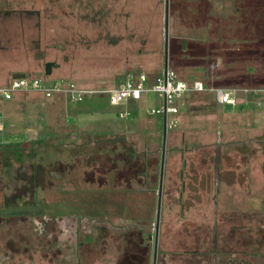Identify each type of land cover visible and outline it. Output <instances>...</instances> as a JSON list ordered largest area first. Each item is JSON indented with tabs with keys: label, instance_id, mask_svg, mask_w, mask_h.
<instances>
[{
	"label": "rangeland",
	"instance_id": "obj_1",
	"mask_svg": "<svg viewBox=\"0 0 264 264\" xmlns=\"http://www.w3.org/2000/svg\"><path fill=\"white\" fill-rule=\"evenodd\" d=\"M165 7V0H76L74 4L64 3L60 9L52 7L53 11L62 12H59L61 17L50 19L53 27L49 32L42 28V34H36L38 36H35L34 42L23 45L16 41L26 32L25 28L19 26L4 31L8 35L7 39L3 34L0 37L1 45L5 43L0 50V86L13 78L11 69L15 65L36 59L31 52L35 45H40L42 52L46 51L47 56H53L58 62L59 66L53 68L55 80L71 81L83 88L115 86L129 72L155 75L162 71L165 64ZM168 12V66L181 79H201L218 86L264 91V0H168ZM47 32L50 40L46 41L44 34ZM96 97L105 98L98 94ZM19 102L22 104L24 122L33 127L28 128V132L39 135L43 131L42 120L46 117L49 126L43 124L48 133H53L57 139L50 143L59 144L55 147L57 149L51 150L43 147L51 140L49 138L43 139V144L42 140L31 143L37 159L43 160V164L51 159L71 161L73 149H64V144L76 138H81L83 142L92 139L99 140V144L101 141L109 143L108 148L101 149L99 171L95 170L94 180L85 179V173L90 169L86 167L88 163L82 166L81 163L75 164L64 170L61 182L52 177L47 179L44 175L45 185H53L45 192L43 188L38 190L34 202L39 204L34 207L20 205L15 210L20 217H27L28 220L31 219L30 215L41 220L43 213H51L49 217L55 220L58 217L67 219V227L73 225L75 216L86 217V222L81 224L80 236L84 239V247L89 251L91 260L85 253L86 259H82V264H117L127 248L137 264H153L154 256L155 264H183L182 254L185 251L206 249L210 241L213 246L216 244L217 249L232 251L242 248L236 245L237 242L228 243L223 239L231 223H237L240 215L247 216L245 207L252 200L246 196L244 189L245 196L241 195L238 200H244L241 206L244 211L240 213L235 210L237 202L227 197L226 193L237 192L246 183V186H253V178L244 167L238 168L237 162L245 157H237L238 153L234 152L232 146L229 148L222 143L216 144V132H226L227 129L230 136H238L234 128H237L236 132L244 131L253 124L260 132L261 128L264 129V104L260 105L261 110L257 114L250 106L217 105L207 93H193L179 100L177 125L167 128L166 134L161 215L154 254L162 117L151 114L150 109L161 106L159 94L152 92L145 96L144 111L135 117H139V125H144L145 129L134 130L130 135L121 133L123 121L128 120L127 115V118L118 119L115 113L101 111L97 115L93 114L100 117L95 127L98 132H88L82 137V131L75 123L78 118L73 115L79 105L63 95L57 101L31 95ZM85 102L82 106L85 110H91ZM129 104L133 106L134 102ZM46 110L51 114L44 115ZM132 110L135 108L132 107ZM107 114L114 118L111 120L113 129L110 132L112 136L104 140L106 137L104 132H99V125H110L111 122L101 117ZM66 135L67 138H64ZM213 135L216 138L209 144L197 141V137L209 139ZM120 136L124 137V144L113 138ZM131 145L137 156L131 157L129 150L132 148H128ZM179 148L189 150L181 157ZM224 153L227 154L225 157L222 156ZM5 155H2L3 162L0 161V186L4 194L11 197L14 194H11V188L6 187L16 174L22 175L16 171L21 160L18 150L12 158L10 152ZM217 157L221 162L217 164L216 174L214 163ZM227 164L236 167L227 168ZM43 167L44 171L49 170L47 164ZM144 173L148 178L145 183L143 179L142 183L141 176ZM131 174L139 175L141 179L129 186L126 178ZM260 200L256 203L254 199L256 207L260 206ZM7 201L11 207L23 201L30 203V193L26 197L17 194ZM68 202L78 203V210L72 211ZM53 209L62 210L46 212ZM57 214L60 216L56 217ZM15 217L8 214L5 220L10 222ZM50 227L51 230L40 234L29 227L28 237L24 232L13 238L3 236L7 230L3 228V234L0 235L1 253L13 261L19 259L22 263L77 264L71 251L72 242L68 239L67 246L63 245L57 240L60 230L57 227L55 230L52 225ZM125 227L128 231L133 229L130 236L134 239L128 240V247L120 236L122 230H126ZM213 228L216 229V236ZM61 250H69L68 254L72 256L62 259ZM11 251L18 252V256H13ZM240 254L238 252L233 256ZM225 256L218 259L223 260Z\"/></svg>",
	"mask_w": 264,
	"mask_h": 264
},
{
	"label": "crops",
	"instance_id": "obj_2",
	"mask_svg": "<svg viewBox=\"0 0 264 264\" xmlns=\"http://www.w3.org/2000/svg\"><path fill=\"white\" fill-rule=\"evenodd\" d=\"M33 2V1H32ZM32 2L30 0H24L23 3H13V9L12 10H7L5 12H0V37L2 36V34L4 35L5 39H7L8 35L7 33H4V31H8L9 28H18L17 26H19L20 28H25L26 32L25 35H23V37H21L20 39H16V41H20L23 45H25L26 43L28 44V42H34V38L35 36H38L36 34L41 35L42 34V28H44L45 30H48L52 26L50 19H56V17L60 18L61 17V13L55 11L56 15L53 18H48L46 16H44L43 14H39L33 10H31L32 8H36L39 10H44L42 7L43 2L41 0H37V2L35 3V6H32ZM60 9V8H59ZM58 9V11H59ZM2 26V27H1ZM48 32L46 34H44L46 41L50 40V34H48ZM43 36V38H44ZM5 43L1 45L0 42V50H2V48L4 47ZM29 46V45H28ZM26 46V47H28ZM32 46V45H31ZM36 46V45H35ZM32 46V49H34V51L31 50L32 55L36 58L34 59V61H30L28 63H22L21 65L18 64V66L15 65V67L11 70V74H24V75H28L31 76L33 75L34 77H39L42 78L44 82L46 83H51L52 81H54L55 78V74H54V69L51 68L47 71H45L44 68V64L49 61L54 59L53 56H44L40 59H37V54L41 52L40 50V45L39 46ZM0 54H2V52L0 51ZM26 58V57H25ZM56 60V59H55ZM26 62V61H25ZM23 68V69H21ZM10 74V75H11ZM13 75V76H14ZM12 78V77H11ZM9 83V81L7 82V84ZM33 96V95H40L44 98H48V99H52L54 101H57L60 99L61 94H56L53 95L51 97H45L44 95H42L40 92H36V91H21V92H17L14 96L13 99L10 100H1L0 99V124L3 126V132L0 133L1 138L3 139V142L0 143V161L3 162V157H5L6 152L8 150H6L5 146H14V147H22L23 149H28L31 147V143H36L38 141L41 142V136L43 135L44 132H46L47 134H51L48 133L47 127L45 126L46 123L47 126H49V120L44 117L43 123H42V128H43V134L41 132V134L38 135V133L35 135L31 134L28 132V128H33L32 126H29L28 124H26V122H24V117L23 115V109L20 107L22 106V104H20L19 101L23 100L24 98H27L29 96ZM60 96V97H58ZM64 96V95H63ZM29 100V98L27 99ZM70 101V100H69ZM86 101V102H85ZM85 104L88 103V100H85ZM59 102V101H58ZM84 102H75L76 105H79V108H76L73 115H75L76 118H78V120L75 122L76 125H78V127H80V132L82 131L81 135L82 137H84V135L89 134L88 132H98V130L96 131L95 127H96V122L98 121V119L100 117H96L93 116V114H96L98 112H109V113H115L116 116H118L117 114L119 113V111H126V115L128 117L127 121H123L124 125L122 128L121 133H125V134H132L134 132V130H143L145 129L144 125L140 126V119L139 117L137 119H135V117L137 115H139V113H143V108H144V104H145V97H143L141 100L138 101H129V102H134V104H132L133 106H131V104H129V102H127L126 104H120V105H110L107 104L101 108H96L94 110H85V107L82 106L84 105ZM132 107L135 108V110H132ZM96 110V111H95ZM44 115L46 114H51L50 111L46 110L43 113ZM108 116H101L102 118H105V120L108 122H111L110 125H99V132L100 130L102 132H104V140H108L111 132V128L113 129V121H111L112 119H114L111 114H107ZM124 117V118H127ZM118 119H124L122 117H117ZM163 119V118H162ZM115 122V121H114ZM118 123H121L119 121H116ZM163 122V121H162ZM149 127V126H148ZM137 128V129H136ZM37 130V129H36ZM139 130V131H140ZM184 131V130H183ZM237 131V128H234V132ZM238 132L240 133V135L237 136H230L228 130L226 129V132H221L220 131V135L219 138L221 141L225 142V145L230 144V141H233L234 139H246L249 137H256V135L260 134V132L258 131V127L256 126V124L254 125H250V127L248 129H245L244 131L238 130ZM186 133V132H183ZM182 133V134H183ZM112 134V133H111ZM49 137V136H48ZM40 138V139H38ZM64 138H67V135L64 136ZM115 140H118V142H121V144H124V137L120 136V137H113ZM200 143H204V144H209L211 142H214V139L216 138L214 135L211 138H201L197 137ZM60 139V138H59ZM224 139V140H223ZM80 141V142H79ZM102 143L99 144V140H92L89 139L87 142H83L81 141V138H76V140L73 141H69L68 144H64V149L67 148H71L72 150V158L74 157V161L73 164L71 166L68 167V169L70 167H73L75 164H79L81 163V166L83 164H86V167L89 166V170L86 171V176L85 179L88 180H94L93 178V174L95 172V170L99 171V155L102 152L101 149H106L109 146H107L106 141H101ZM71 143V144H70ZM98 143V144H97ZM111 145V144H110ZM113 145H111L112 147ZM117 146V145H115ZM177 146V144H176ZM63 148V147H62ZM129 149L132 148V145L130 147H128ZM27 150V151H28ZM132 150V149H131ZM129 150V151H131ZM134 150V149H133ZM135 154H131V157L137 156L136 155V151L134 150ZM130 154V153H129ZM138 156L140 157V155L138 154ZM129 157V158H131ZM71 159V158H70ZM61 161V163H65V162H70V161H64L63 159H59ZM72 160V159H71ZM144 161V160H143ZM85 162V163H84ZM67 169V170H68ZM64 171V169L61 171H59V174L51 176L52 178L56 179L57 181L61 182V178H63L62 172ZM14 176V175H13ZM148 175L145 173L144 175H142V183H143V179H144V183L145 181H147V177ZM18 174H16V176H14V178H17ZM141 177L138 175L136 176H132L128 175V178H126V181L128 182L129 186L131 185V183L136 182L138 183V181L141 179ZM12 178V177H11ZM10 178V180H12ZM122 180L124 183V178L122 175ZM120 179V181H122ZM1 181V180H0ZM17 184V183H16ZM15 185V184H14ZM52 184H50L48 186V188L44 187L43 190L44 192L47 191L48 189H50L52 186ZM3 188L0 186V235L3 234L2 229L6 228L7 230H5L3 236H7L9 235L10 237H14V236H19L22 235L24 232L26 233V236L28 237L29 234V230L28 228L29 226V221L27 217H20L19 214H17V211L15 212V210H17V208L21 205H25V206H30V207H34V189H28L26 190H22V191H18V187L15 185L13 188L10 189L11 194L14 196L9 197L6 193L4 194V190H2ZM25 189V188H24ZM20 194V195H24V193L28 194L30 193V197H31V202L30 203H25L24 201L21 203H17L14 207H11L10 204H8V198L12 199L13 197H15V194ZM16 194V195H17ZM68 204L70 205V209L73 211L75 209H77L78 207V203L71 204L68 202ZM67 204V205H68ZM64 209V207L62 208ZM59 209V210H62ZM55 212L59 211L57 209H53V211L51 210H46V212ZM78 210V209H77ZM3 211H5V214L3 213ZM74 212H78V211H74ZM9 214V216H16L14 220H11L10 222H7L5 220L6 216ZM56 214V213H55ZM49 215H51V213H49ZM59 214H57L56 217H58ZM77 215V214H75ZM80 215V214H79ZM60 216V215H59ZM59 218V217H58ZM78 218V219H77ZM62 219V218H61ZM81 216L78 217L76 216L74 221L72 222L73 225H70V227H67L65 225L64 221H57L55 220V224L57 229H59L60 224L59 223H63L67 229H73L74 234H75V238L74 239H69L71 242H75V246H76V254L73 257L74 261L77 260V264H82V259L85 258V253L87 254V257L89 260H91V256H89V251H87L84 247V239L81 238L80 236V232L82 230L81 228V224H82V220ZM64 220V219H63ZM67 220V219H65ZM18 227H21L20 229H17ZM11 228V229H10ZM56 230V229H55ZM6 232H8L9 234H6ZM61 235H64V237H67L68 234L62 232L61 230L59 231V240H61ZM69 237V236H68ZM58 240V239H57ZM68 240V239H65ZM69 241H67L68 243ZM69 251L67 250H61V254L60 257L64 260H66L67 258H70L72 255L68 254ZM18 252H13L12 255L13 256H18ZM7 255H4V253H1L0 251V264H30V263H22L19 262L20 260L17 259L16 261H13L10 257L9 259L7 258L6 261L5 257ZM70 256V257H69ZM86 259V258H85ZM3 260V261H2ZM9 260V261H8ZM37 264V263H35ZM50 264V263H49ZM62 264H67L65 262H63Z\"/></svg>",
	"mask_w": 264,
	"mask_h": 264
},
{
	"label": "flooded vegetation",
	"instance_id": "obj_3",
	"mask_svg": "<svg viewBox=\"0 0 264 264\" xmlns=\"http://www.w3.org/2000/svg\"><path fill=\"white\" fill-rule=\"evenodd\" d=\"M24 0H0V12H5L7 10H12L13 9V3H23ZM32 2V6H35V3L37 2V0H30ZM43 2L42 7L44 10H39L36 8H32L31 10L39 13V14H43L44 16L48 17V18H53L56 13L55 11H53L51 8L52 7H62V5L65 3H69V4H74L76 3V0H41ZM92 0H87V2H90ZM116 1V0H114ZM121 2H127L128 0H119ZM57 8V9H58ZM112 9V8H111ZM110 9V10H111ZM61 12V11H59ZM66 12V11H64ZM130 12V11H128ZM62 13V12H61ZM169 13V12H168ZM128 15V14H126ZM164 16H165V12H164ZM46 51L44 52H40L37 54V59H40L46 55ZM47 66H50L51 68L54 67H58V62L55 59L49 60L44 64V68L45 71H47ZM218 131V130H217ZM217 134V143L216 144H224L225 146V142L220 141L219 139V135L221 134L220 131L216 132ZM236 135H240L239 132H234ZM237 136V137H238ZM221 144V145H222ZM227 146H229V148L232 146L234 152H237L238 156L241 159L243 157L244 160L237 162L238 163V168L240 167H244L246 172H249V176L253 181V186L248 185L246 186V184L243 185V188H238L237 192L234 191H230L228 193H226L227 197H229L231 200L237 202V204L235 205L236 207V211L237 212H243L244 210H242L243 208L241 207L242 204L244 203V200L239 202L238 200L240 199V196L244 195L243 191L246 190V196H250L252 202L247 204V207H245V211H248L247 216L245 217L244 215H240L239 217V221L237 223H231L230 229L227 232V235H224V239L226 240V242H232L233 244L235 242H237L236 245L241 246L244 249H236V250H232V251H227L223 249H217L216 248V244L213 246L212 245V251L214 253L213 257L217 258L218 256H220V253L225 256V258H229L230 260H234L235 259V263L236 264H242L243 262H245L246 259H250L252 261L255 262V264H259L256 259L260 256L264 257V129H260V134L256 135V137H249L246 138L244 140L242 139H234L233 141H230V144H228ZM217 149H219V147L216 146ZM215 148V150H217ZM188 148H179V152L181 153V157L184 155L185 151H188ZM227 154L224 153V155L222 156H226ZM261 160V169L259 171V162ZM221 162L220 158L217 157L215 159V163H214V173L217 174V169L216 167H218V163ZM216 164V165H215ZM233 164H227V168H232L234 169L235 167L232 166ZM236 165V164H235ZM146 172V171H145ZM246 181H248V177L245 176ZM246 187V188H245ZM243 189V190H242ZM245 189V190H244ZM242 190V191H241ZM260 193V195H258ZM256 198V203H258V200H260L259 198H261V204L260 206L256 207V205L254 204V199ZM34 215H30L29 219L31 220V222L29 224L30 227H32L35 231L40 233L46 232V230H51V225L52 227H54V229H56V225L54 222V217L50 218L49 214L43 213V218H41V220H37L35 219V217H33ZM238 216V214H237ZM58 222L59 221H64L66 223L65 220L58 218L56 219ZM63 222V223H64ZM51 223V225H50ZM63 223H59V229L61 230V233H67L69 235V237L71 239L75 238V234L73 229H70L63 224ZM36 224H38L37 226H35ZM53 229V228H52ZM53 229V230H54ZM214 231V235L216 236V229L213 228ZM237 232V233H236ZM55 233V232H54ZM237 235V236H236ZM59 234H57V239L59 240ZM64 237V235H61V238ZM236 238V241H235ZM262 245H259V244ZM31 245V244H30ZM32 247V245L30 246ZM14 252V251H11ZM16 252V251H15ZM241 253L243 255H246L247 258H243L242 255H236L233 256V254H238ZM233 253V254H232ZM230 254H232V256H230ZM234 257V258H233ZM9 259V256L5 257L4 262L6 261V259ZM10 260V259H9ZM8 260V261H9ZM3 261V260H2ZM32 264V263H30ZM216 264V263H213Z\"/></svg>",
	"mask_w": 264,
	"mask_h": 264
},
{
	"label": "built area",
	"instance_id": "obj_4",
	"mask_svg": "<svg viewBox=\"0 0 264 264\" xmlns=\"http://www.w3.org/2000/svg\"><path fill=\"white\" fill-rule=\"evenodd\" d=\"M251 90L247 88L218 86L212 83L205 84L201 79L186 81L181 79L169 66L163 68L160 74L150 78L145 72L127 73L123 80L115 86L100 89H87L78 86L73 82H66L63 79L55 80L53 83H44L42 78L24 75L23 77L12 78L8 84L0 86V99L10 100L17 92L36 91L45 97L56 94L64 95L70 101L79 102L89 95L106 96L110 105L126 104L129 101H138L148 93H157L162 98L159 108H151V114H158L166 118V127L171 129L177 125L178 102L190 93L206 92L211 93L216 103L220 105L237 104V94L242 92L248 94H264L262 89ZM255 107L261 108L264 99H254ZM119 117L124 118L126 111H119ZM3 126L0 124V133ZM3 139L0 136V143Z\"/></svg>",
	"mask_w": 264,
	"mask_h": 264
},
{
	"label": "trees",
	"instance_id": "obj_5",
	"mask_svg": "<svg viewBox=\"0 0 264 264\" xmlns=\"http://www.w3.org/2000/svg\"><path fill=\"white\" fill-rule=\"evenodd\" d=\"M160 73L161 72H159L157 74H160ZM157 74H155V75H157ZM155 75L148 74V76L150 78L154 77ZM123 78L118 83H120L123 80ZM203 82L205 84H209L208 81H204L203 80ZM44 83H46V82H44ZM201 93H206V92H201ZM192 94L193 93H190V94L186 95L185 97L188 98ZM207 94H209L211 96V98L214 100V97H213V95L211 93H207ZM14 96L11 99H13ZM96 96H97V94L89 95V96L85 97L82 101H79V102H83V101H85L88 98L87 99L88 100L87 104L89 105V107L91 109L101 108V107L109 104V101H108L106 96H105V98H101V99H98ZM254 99L262 100V99H264V94L260 93V94L255 95L252 92H250L248 94H244L242 92H239L237 94V104L234 107H236V106L238 107L239 105L250 106L249 108L251 110H255V112L258 114L257 111H259L261 109L255 107V105L253 103ZM217 105H220V104H217ZM252 108H254V109H252ZM42 134H43V131H42ZM40 136H41L40 138L42 140L41 144H43L45 142L43 139H45V140L48 139V138L51 139V140H49L47 142V145L45 144L43 146L44 148L47 147V148H49L51 150H55V149H57L55 147L59 146V144L50 143L52 140H57V139L54 138L55 136H54L53 133H51L49 135L46 132H44V134L40 135ZM5 147H6L5 149L8 150L7 152H10V157L11 158L16 154L17 150L20 153V160L21 161H19L20 163H18V167H17L16 171L22 174V175H18L17 178L13 177L12 182H10L9 186L6 187V188H13L16 185L18 187L19 191L25 190V192H26L27 188L29 190L30 189H34V192H35L34 194L35 195H36V193L38 192L39 189H42L44 187H48V185H45V180H46L45 178L49 179V178H51V176H54L56 174L58 175L61 167H63L62 169H64V170L68 169V167L71 166L73 164V161L75 160L74 157L71 158L72 160L70 159L71 161L68 162V163L67 162L61 163L60 160L56 161L54 159L47 160L44 164H47V166H48L47 168H49V170L47 169V171H44L43 170V168H44L43 167L44 166L43 160L37 159V154L35 153V148L30 147L29 150H28L27 148L23 149L21 146L20 147L5 146ZM50 147H52V148H50ZM59 148H60V150L63 149L62 147H59ZM130 153L132 155L135 154L133 148H132ZM46 155H47V153H46ZM54 156H56V155H54ZM46 159H47V157H46ZM44 175H46L47 177L44 178ZM37 182H38V184H37ZM21 188H23V189H21ZM26 195L27 194L24 193V195H20V196L21 197H26ZM35 195H34V199H35ZM36 199H37V195H36ZM37 204H39V203H37V202L34 203V205H37ZM3 213L5 214V211H3ZM80 220H82V225H83V223L86 222L87 218L84 217V218H81ZM133 222L134 221H132L131 223L133 224ZM37 225L38 224H36L35 226H37ZM130 226H128V228ZM125 229L126 230L124 232L122 230L123 234H121L120 236L124 239V241L126 243V246L128 247V245H129L128 244V240L132 241L134 239L132 236H130V234L132 233L133 229H131V231L130 230L128 231L127 227H125ZM68 236L67 237H62L61 240H58V241L64 243L63 245L67 246V241L65 239H70V237H68ZM72 247L73 248H71V251H73V257H74L75 254H76V246H75V242L74 241L72 242ZM222 249H223V251L226 250L224 248H221V250ZM67 251H69V250H67ZM129 254H130V252H129V249L127 248L126 251H123V253L120 255L119 259L117 260V264H137V261H134V258H132ZM182 255H183L182 256L183 257V259H182L183 260V264H213V263H216V264H236L235 263L236 262L235 259L234 260H230L229 258H227V259L225 258L223 260H221V259L219 260L218 258L223 256L222 253H220L221 256H218L217 258H214L213 257L214 253L212 251L211 241L209 242L208 247L206 249L200 250L199 248H196V249L191 250V251H185ZM256 261L259 264H264V257L260 256V257H258L256 259ZM242 264H255V262L250 260V259H246L245 262H243Z\"/></svg>",
	"mask_w": 264,
	"mask_h": 264
},
{
	"label": "water",
	"instance_id": "obj_6",
	"mask_svg": "<svg viewBox=\"0 0 264 264\" xmlns=\"http://www.w3.org/2000/svg\"><path fill=\"white\" fill-rule=\"evenodd\" d=\"M165 25H164V55L165 64L164 68L168 66V0H165ZM184 48V42H183ZM50 66H47V73ZM24 74H15L13 78L23 77ZM162 142H161V157L159 166V179H158V190H157V205H156V219H155V235H154V254L157 245L158 229L161 215V203H162V191H163V178H164V163H165V149H166V118L162 119ZM153 264H155V256L153 257Z\"/></svg>",
	"mask_w": 264,
	"mask_h": 264
}]
</instances>
